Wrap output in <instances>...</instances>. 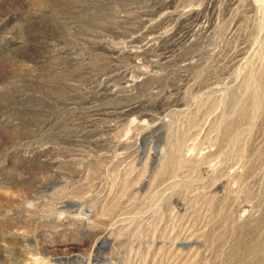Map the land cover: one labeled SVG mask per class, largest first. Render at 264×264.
Segmentation results:
<instances>
[{"label":"rangeland","instance_id":"rangeland-1","mask_svg":"<svg viewBox=\"0 0 264 264\" xmlns=\"http://www.w3.org/2000/svg\"><path fill=\"white\" fill-rule=\"evenodd\" d=\"M0 264H264V0H0Z\"/></svg>","mask_w":264,"mask_h":264}]
</instances>
